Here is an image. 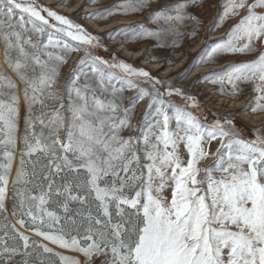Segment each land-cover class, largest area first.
I'll use <instances>...</instances> for the list:
<instances>
[{"label": "snow or ice", "instance_id": "6c2138e0", "mask_svg": "<svg viewBox=\"0 0 264 264\" xmlns=\"http://www.w3.org/2000/svg\"><path fill=\"white\" fill-rule=\"evenodd\" d=\"M151 7L120 0L83 18ZM222 7L221 19L237 23L191 67L252 57L208 78L222 92L231 86L233 97L250 85V110L264 113V0ZM188 8L189 0H173L151 12L155 30L107 35L182 36L186 21L197 20ZM101 40L37 0H0V264H264V129L244 139L231 118L206 126L190 110L196 97L94 55L106 48ZM121 81L138 95L129 100ZM145 98L155 115L134 122Z\"/></svg>", "mask_w": 264, "mask_h": 264}, {"label": "rangeland", "instance_id": "374dc122", "mask_svg": "<svg viewBox=\"0 0 264 264\" xmlns=\"http://www.w3.org/2000/svg\"><path fill=\"white\" fill-rule=\"evenodd\" d=\"M37 2L42 6L53 7L54 10L59 13L76 18L77 22L81 23L91 33L101 37V43L102 45H106V48L99 47L95 49L94 55H98L109 61L115 57L117 60L130 63L136 68H141L150 72L152 76L160 80L169 81L174 87L181 88L189 95L196 97L199 107L190 110L198 115L206 126L211 125L217 119L222 121L225 117L231 118L234 122L236 131L239 133L240 137L244 139H253L256 129H264V113H253L250 110L252 106L250 101H252L254 95L250 85L241 84L238 96L233 97L226 94L231 91V86H226L225 90L222 92L221 86L211 83L208 78L209 73L220 72L231 63L246 61L252 57L241 56L239 54L236 56L222 55L216 58L218 62L204 63L196 68L191 67L194 63H198L194 58L198 57L207 45L222 39L237 23V18H232L230 20L221 19L224 0H189L188 12L190 15L195 16L197 20L186 21V24L180 28V31L183 33L182 36L168 34L159 40L155 37L148 36H129L128 38L123 35L116 36L120 38L129 49L133 51H144V55L137 58L119 51L116 45L112 43L113 39H110L107 34L114 32L118 28H126L133 25L142 26V30H155L156 23L150 19L151 12L157 10L161 5L172 3L173 0H150L152 7L142 14H115L104 20L93 19L99 25H111L109 29L104 31L95 30L87 23V19L83 17L87 16L88 13L99 12L105 8H110L120 3V0H97L95 3H91L90 0H70L71 7L78 5L75 10L71 12L60 10L55 4L47 3L45 0H37ZM64 4L69 6L66 3ZM88 6H91L93 10L88 12ZM216 25L220 26L217 27ZM137 30L139 31L141 29L138 28ZM72 43L75 44L76 42ZM75 54H73L72 59ZM81 56L82 52H79L74 62H72L71 59L70 66L64 71L65 79H67L68 74L71 72V65H74ZM154 57L158 59L154 60ZM184 57H186V61L182 67L171 71L167 70L168 67L177 66ZM155 64H159V66ZM118 86L127 89L125 96L129 100L139 93L138 89H128L126 81H121ZM141 87L151 90L150 85L146 82H141ZM219 96L235 101L238 105L236 104L231 107L223 105V102L219 100ZM173 102L180 106H184L185 104L180 97H174ZM147 103V98L137 103L136 121L134 122H140L141 118L145 116L150 120L155 115V106L153 109L149 110L147 109ZM246 108L248 110H245ZM244 112H250L252 116H262V119L254 122L250 118L244 117ZM218 146V142H212L209 146L210 152H215ZM180 151L181 155H184L185 150L183 146H181ZM213 163L214 160L209 158L201 164V167H208ZM201 175H203V173H201ZM166 194L169 193L166 192ZM65 254L72 253L66 252Z\"/></svg>", "mask_w": 264, "mask_h": 264}, {"label": "bare ground", "instance_id": "6f19581e", "mask_svg": "<svg viewBox=\"0 0 264 264\" xmlns=\"http://www.w3.org/2000/svg\"><path fill=\"white\" fill-rule=\"evenodd\" d=\"M47 3H50V4H55L56 6H57V8L58 9H60V10H63V11H67V12H71V11H73V10H75V8H76V6H78V5H76L75 7H69V6H67V5H65L64 3H62V1L61 0H45ZM93 9H92V7L91 6H88V12L89 11H92ZM87 23L89 24V25H91L95 30H99V31H104V30H106V29H109L110 28V26L111 25H104V26H102V25H99L96 21H94L93 19H91V18H89V19H87ZM112 43L114 44V45H116V47H117V49L119 50V51H121V52H123L124 54H126V55H129V56H132V57H134V58H137V57H140L141 55H144V51H142V50H138V51H133V50H131V49H129L126 45H125V43L120 39V38H118V37H115L113 40H112ZM79 54V52H77L75 55H74V57H73V59H72V62H74L75 61V58L77 57V55ZM185 61H186V57H184L178 64H177V66H172V67H168V71H171V70H174V69H178V68H180V67H182L183 66V64L185 63ZM156 66H159V64H155ZM219 100L221 101V102H223L222 104L223 105H226V106H228V107H231V106H234V105H238V103H236L235 101H232V100H228L227 98H221L220 96H219ZM240 103V102H239ZM241 104V103H240ZM243 116L244 117H246V118H250L252 121H254V122H257V121H259V120H261L262 119V116H252L251 114H250V112H244L243 113Z\"/></svg>", "mask_w": 264, "mask_h": 264}]
</instances>
